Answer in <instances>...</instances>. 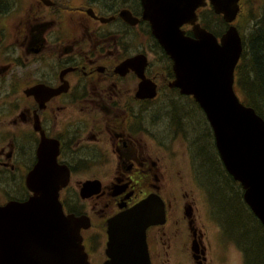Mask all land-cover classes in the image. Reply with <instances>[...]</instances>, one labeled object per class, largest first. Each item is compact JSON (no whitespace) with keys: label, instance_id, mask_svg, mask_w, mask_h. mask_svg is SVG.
<instances>
[{"label":"flooded vegetation","instance_id":"obj_1","mask_svg":"<svg viewBox=\"0 0 264 264\" xmlns=\"http://www.w3.org/2000/svg\"><path fill=\"white\" fill-rule=\"evenodd\" d=\"M72 2L28 0L32 6L15 29L8 17L18 2L0 0V131L7 139L0 144V205L28 200L29 175L41 157L55 158L68 171L59 190L64 213L87 221L80 232L90 264L109 258L108 220L150 195L164 204V222L147 229L151 264H170L175 250L183 257L176 264H208L194 195L177 184L170 192V175L164 177L165 159L176 155L153 127L163 126L168 135L181 132L177 119L171 124L164 118L165 102L155 109L169 86L166 70L133 42L137 28L145 42L154 36L142 0H84L76 7ZM74 13L80 18L75 27L68 23ZM7 81L20 83V90L1 93ZM174 95L184 97L181 91ZM154 144L168 147L167 155ZM192 164L191 180L204 193ZM207 213L210 218L211 205Z\"/></svg>","mask_w":264,"mask_h":264},{"label":"water","instance_id":"obj_2","mask_svg":"<svg viewBox=\"0 0 264 264\" xmlns=\"http://www.w3.org/2000/svg\"><path fill=\"white\" fill-rule=\"evenodd\" d=\"M239 2L210 0L227 23L236 19ZM142 3L143 17L173 60V84L204 109L224 166L242 184L245 201L264 225V119L240 101L233 87L244 48L241 35L230 24L219 40L197 23L196 10L206 0ZM186 23L193 26L194 37L182 29ZM67 177L55 158L41 157L27 180L33 195L0 205V264H90L80 232L87 221L66 215L59 201ZM162 222L164 204L155 195L109 219L105 264H151L146 231Z\"/></svg>","mask_w":264,"mask_h":264},{"label":"rangeland","instance_id":"obj_3","mask_svg":"<svg viewBox=\"0 0 264 264\" xmlns=\"http://www.w3.org/2000/svg\"><path fill=\"white\" fill-rule=\"evenodd\" d=\"M15 1L18 2V5L14 6V8L12 7L8 18L12 19L14 22L13 26L16 29L23 21L19 20L20 14L26 13L32 5L28 6V0ZM83 1L73 0L71 6H82ZM206 9L208 10L203 11L205 20L203 26H205V29L214 35H224L229 26L223 15L216 13L213 7L208 6ZM211 9L213 10L212 13H210ZM200 14L201 11L199 12ZM78 16V13H74L73 19L68 23L75 27L77 20L80 19ZM263 22L264 0H243L235 27L241 36L247 37L248 53L251 52L249 49L251 30L255 29V27L261 29ZM135 32L132 35L135 39L133 40L134 44L140 49H146L149 59L156 61L154 63L155 66L166 70L164 76L167 84L169 82V86H166L164 97L157 100L158 104L155 109L158 110L161 104L165 102V106H167L169 111L168 117L165 115L164 118L171 124H173V119H177L179 124L176 125V129L179 128L181 133L178 135L176 134L177 131L174 130L171 131V135H168V133L163 132L164 127L159 125H154L153 130L157 132L158 139L167 141L165 143H169L171 149L175 151V159L172 161L165 159V167L162 168L166 170L164 177L170 175L171 181L169 182L168 190L170 192L173 189L176 190L175 185L177 184L182 192L190 191L194 195L192 198L197 201L196 206L199 209L197 211L199 216L197 223L200 227L198 233L204 232V237H206L204 240L208 246V264H264V225L244 201V190L241 183L225 170L226 168L223 166L224 164L216 149L213 129L208 122L204 109L199 105L195 97H189L192 94L184 93L180 86L173 84L177 76L174 67H172V61L157 38L150 34L148 41L145 42L144 37H142L144 31L141 28H137ZM187 33L191 34L189 36L194 37L192 31ZM261 35L264 36V26L261 29ZM247 65L245 64V66ZM246 72L249 73L248 68ZM153 73L156 76H160L156 74V68ZM249 74L254 77L251 73ZM172 77L175 78L173 81ZM14 82L11 83L12 85L9 84V81L1 84V93L18 92L21 84L14 85ZM150 82L153 83L152 81ZM153 84L156 85L155 83ZM173 87L179 90H175ZM179 91L184 94V97H176L174 95ZM235 91L248 103L250 94L248 87H240L238 84V87H235ZM172 102L175 105H172ZM248 105L250 104L248 103ZM172 112L175 116L180 117L172 118ZM1 130L5 129L2 128ZM4 135L6 134L0 131V144L7 141ZM167 148L153 145L155 151L165 155H167ZM177 151L179 153L178 159ZM191 159L192 161H190ZM191 162L197 171L195 178H199L200 185H205L204 193L191 180ZM177 166L184 173V177L177 173ZM4 186V180L0 181V202L3 200L2 189ZM209 203L213 213L210 218L207 213L210 210ZM202 220L206 222L205 225L202 224ZM220 228L223 230V234ZM180 260H183V257L179 254V250H175L171 254L169 262L170 264H176Z\"/></svg>","mask_w":264,"mask_h":264},{"label":"trees","instance_id":"obj_4","mask_svg":"<svg viewBox=\"0 0 264 264\" xmlns=\"http://www.w3.org/2000/svg\"><path fill=\"white\" fill-rule=\"evenodd\" d=\"M210 13H212V11ZM261 26L263 28L264 22ZM261 29L255 27V29L251 30L252 32L250 33L251 36L249 41V49L251 50V52L249 53L247 52V37L242 36L244 51L241 61L237 66L236 75L237 83L240 85V87L244 86L245 88H249L250 94L248 103L253 106L257 110V112L264 118V36L261 35ZM245 64L247 66H245ZM247 68L249 73L254 75V77L246 72ZM260 90L261 92H259Z\"/></svg>","mask_w":264,"mask_h":264}]
</instances>
